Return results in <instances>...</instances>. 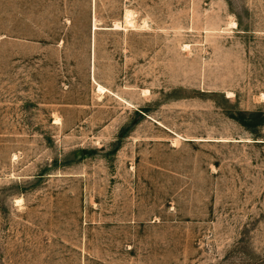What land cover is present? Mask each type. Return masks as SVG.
<instances>
[{"label": "rangeland", "instance_id": "obj_1", "mask_svg": "<svg viewBox=\"0 0 264 264\" xmlns=\"http://www.w3.org/2000/svg\"><path fill=\"white\" fill-rule=\"evenodd\" d=\"M0 264H264V0H0Z\"/></svg>", "mask_w": 264, "mask_h": 264}, {"label": "bare ground", "instance_id": "obj_2", "mask_svg": "<svg viewBox=\"0 0 264 264\" xmlns=\"http://www.w3.org/2000/svg\"><path fill=\"white\" fill-rule=\"evenodd\" d=\"M114 28H119V27H118V25H116ZM94 30H95V28H94ZM97 89H98V90H102L103 88H102V86H99V85H98V86H97ZM100 92H102V91H100Z\"/></svg>", "mask_w": 264, "mask_h": 264}]
</instances>
